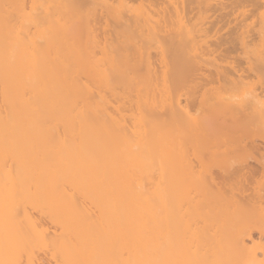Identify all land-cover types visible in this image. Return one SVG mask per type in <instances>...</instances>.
<instances>
[{"label":"bare ground","instance_id":"obj_1","mask_svg":"<svg viewBox=\"0 0 264 264\" xmlns=\"http://www.w3.org/2000/svg\"><path fill=\"white\" fill-rule=\"evenodd\" d=\"M216 1L187 4H196L198 13L227 14L233 8L234 0L220 1L219 7ZM96 5L113 19L103 41L90 21ZM167 8L125 0H31L27 9L26 0H0V180L80 171L89 179L106 177L117 229L108 245L128 252L120 264H264V192L245 193L242 187L239 195L228 196L221 190L264 172V153L253 142L185 149L189 137L203 139L216 131L243 138L254 120L264 126L262 89L245 87L247 70L264 72V56L247 61V70L240 63L215 65L204 75L212 53L234 51V43L246 46L245 30L239 26L233 37L203 41V48L178 5L172 12ZM159 13L164 20L175 15L177 25L160 22ZM262 16L264 38V11ZM212 81L239 92L217 117L207 114L220 100L207 94ZM193 108L205 113L193 116ZM233 151L238 154L232 163L215 162ZM51 194L47 188L21 194L0 185V264H20L22 253L26 264H36L31 248L40 246H51L67 264H85L86 247L105 228L81 230L78 220L87 214L72 198L67 220L56 196L46 211L61 226L60 236L48 237L27 212L16 220L14 202L38 206ZM8 203L12 206L4 209Z\"/></svg>","mask_w":264,"mask_h":264},{"label":"rangeland","instance_id":"obj_2","mask_svg":"<svg viewBox=\"0 0 264 264\" xmlns=\"http://www.w3.org/2000/svg\"><path fill=\"white\" fill-rule=\"evenodd\" d=\"M111 1H113V3H117L118 0ZM125 1H129V4L133 6H138L139 4L143 3V6L146 7L149 4V7L155 10H159L160 7L167 5V11L170 12H172L171 9L173 8V5H178V8L181 10L183 22L187 24L188 27L194 28V30L197 31L199 38H201L203 48L205 47L206 42L207 44L217 42L223 37H228L230 35L233 37V31L239 26H242V29L245 30V34L247 35L246 46L243 48V46L234 43L232 45L236 49L234 51L228 53L224 50H217L212 53L207 57L210 59L212 57L214 58L212 65L206 66L204 63L200 62L201 65L204 64L201 70L204 72V75H208L210 73L209 70H212L215 65L221 69H226L240 63L247 70L249 66L247 61L253 62V58L257 53L264 56V38H261L260 33L263 27L262 13L264 11L262 0H234V3L232 4L233 8H230L231 10L227 14H223L224 11H215L214 9L198 13V9L195 7L196 4L188 5L187 0ZM162 1H165V3H162ZM220 1L229 2L230 0H217V3L215 2L217 4L215 7H219L220 4L218 2ZM241 1L242 4L236 6V4L240 3ZM30 4L31 0H26L27 9H29ZM189 7L191 9L193 7V10L190 11ZM161 15V13L155 15V17L160 19V22L165 21V24H169L170 27L177 25L178 17L175 15H172L171 17L166 16L165 20ZM90 21L95 29L97 38L100 41H103L104 37L108 36V33H111L113 19L110 15L106 14L104 6H95V9L90 16ZM210 21H213L214 23L211 24ZM200 28H205V30L200 31ZM203 41H205V43H203ZM224 47L225 46H222L221 49ZM155 66L156 68L158 67V65ZM245 74L248 75L245 78V87L256 90L262 89L259 98L264 101V72L261 71L260 74H256L247 70ZM211 77L212 76L209 75V78ZM185 83H188V81L185 80ZM207 88H209L207 94L220 97V100L217 101L216 106L210 108V110L207 112V114H209L211 117H217L220 113H224V104L226 102L234 103L239 98L238 91H226L222 87L218 86L216 81H212L211 84H208ZM190 112L191 115L198 117H201L205 113L202 111L201 114L197 115L196 109L194 108L191 109ZM202 136L203 139H199L194 136L187 138L185 149L189 153H192L198 149L205 151L206 149L212 147L213 149H216L217 147L225 145L237 146L240 142L247 143L249 145L251 142H253V145L257 148V150H259L261 153H264V126L262 125V120L260 119L254 120L249 125L243 138L237 136L236 134L224 136L220 132L216 131H212L210 134ZM237 154V151L229 152L220 156L215 162L227 164L232 163ZM247 162L249 164H253L254 161L249 158L247 159ZM212 170H214L213 174L215 175V168H212ZM61 173L63 172L56 173V176L42 177L33 180L23 177L11 182L0 180V185L6 184L11 186L12 189L14 188L20 191L21 194H33L34 192L43 188L52 190V194L48 196L43 202L40 204L37 202L38 206H36L34 202L28 203L24 200H18L14 202L16 220L22 219L24 212H27L36 220V224L39 229H45L48 237L60 236L62 233L64 234V232L61 231V226L53 223L46 211L49 207V204L54 201V199H52L53 196H56L58 197V199H56L58 206L56 207L61 213L63 219L67 220L70 210L68 199L72 198L75 205L80 209L81 214H87V219L82 218L78 220V225L81 230L90 232V230L100 225H103L105 228L99 234V238L96 240V242L89 243L86 247L85 250L88 253L85 256V264H120L118 261L121 262L126 260V258H128V252L126 250L111 251V246L108 245L109 241H114L113 238L117 232V229L113 225L112 219L115 198L114 194L108 191V179L106 177L89 179L85 176L86 173L83 171L70 172L71 176L67 177L60 175ZM101 173L112 174L113 172L105 171ZM150 179L151 177L149 175L143 179V182L145 184H150ZM146 186L149 187L148 185ZM242 187L246 189L245 193H253L255 190L264 192L263 170L255 172V174L250 179L243 182V186H236L233 188L222 187L221 190L224 194L232 196L233 194L239 195ZM10 206H12L11 203H8L4 209H8ZM258 235V231L254 230L252 236L255 240L258 239ZM262 241H264V237H262ZM31 251H33L36 264H67L57 253L52 250L51 246L33 247L31 248ZM20 264H26L24 253L21 254Z\"/></svg>","mask_w":264,"mask_h":264}]
</instances>
